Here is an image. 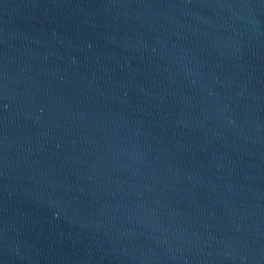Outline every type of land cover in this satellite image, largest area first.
I'll list each match as a JSON object with an SVG mask.
<instances>
[{
  "label": "water",
  "instance_id": "water-1",
  "mask_svg": "<svg viewBox=\"0 0 264 264\" xmlns=\"http://www.w3.org/2000/svg\"><path fill=\"white\" fill-rule=\"evenodd\" d=\"M0 264H264V0H0Z\"/></svg>",
  "mask_w": 264,
  "mask_h": 264
}]
</instances>
